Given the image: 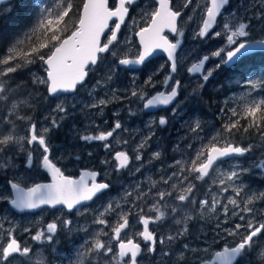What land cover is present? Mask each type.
Here are the masks:
<instances>
[{
    "label": "snow or ice",
    "instance_id": "obj_1",
    "mask_svg": "<svg viewBox=\"0 0 264 264\" xmlns=\"http://www.w3.org/2000/svg\"><path fill=\"white\" fill-rule=\"evenodd\" d=\"M149 2L150 10L141 13L144 24L140 26L130 16L134 8L141 6L139 0H113L112 6L109 5V0H82L79 4H75L74 0H51V3H45L39 8L32 25L12 37L5 46L0 54V103L10 104L11 107L0 109V175L7 176L6 169L13 171L11 178L6 180L7 188L0 184V203L7 202L19 213L40 209H56L64 213L43 224L31 235L33 241L41 246H52L53 251L59 241L58 233L67 235L75 230V223L68 216L95 211L92 224L99 227L94 229L91 239H85L80 248L75 250V258H69V264H85L86 261L88 264H93V261L98 264V258L101 257L106 261H115V264H140L145 252L167 256L168 264H252L253 254L256 253V259L260 264H264V243L260 239L264 236V213H260L257 219L254 207H251L254 201L264 200V190L253 189L246 180V177L255 175L258 180L264 182V151L260 152L259 158L251 159L261 145L253 144L250 139L251 136L258 135L264 140V74L254 79L252 73H249L243 80H237L238 85L245 89L240 97L242 107L239 111L236 105H226L220 109L224 122L215 135L207 139L203 137L201 122L194 120L190 132L193 134L192 139L200 141L199 146L193 149L192 143L188 142L182 150L185 154L191 150L194 156L177 159L168 165L173 171L161 170L159 187L157 182L153 181L151 186L145 185L146 190L141 192L138 184L135 196L131 191L125 190L122 199L125 201L126 210L120 203L113 206L111 201L102 208H91V204L98 202L102 195L110 190L112 184L110 181H98L100 173L94 170L84 171L78 179L73 178L70 173L66 175L67 169L81 160L79 155L74 154V148L59 156L57 162H53L51 158L52 151L46 134L58 129L68 115V107L61 97L86 87L90 75H96L100 66L107 68V79L111 81L118 75V69L134 73L147 67L146 62H150L157 50L167 53L169 71L162 80L154 81V76L163 70L161 67L148 74L138 88H113L110 99L101 98L87 107L102 110V107H106L112 100L136 98L137 101L143 102L140 105L142 110L171 106L169 110L176 116L178 111L183 110V101L198 96L214 73L221 70L234 71L245 59L254 56L258 51H264V0H256L260 9L254 12L251 9L255 4H238L237 8L241 9L243 20L235 25L223 23V33L219 30L212 32V38L223 36L225 43L218 49L202 55L198 62L187 68L188 73L199 74L200 81L197 88L187 92L186 86H182L178 78L185 61V56L181 55L179 59L177 57L181 41L176 37L184 36V31L178 24L182 12L173 0ZM191 2L192 0H183L182 6L187 8ZM230 3L231 0H210V6L206 7L205 16L195 36L201 40L207 37L217 24L218 17L222 18V10H226ZM236 11L235 8L226 10L224 15L234 18ZM126 20L136 27L133 33L137 38L134 57H121L116 51L121 44L122 26H129ZM253 21L259 23L254 24ZM165 30L173 35L175 42L164 35ZM254 32L258 35L254 36ZM124 43L131 45L132 42L125 39ZM109 57L112 58L111 61ZM210 59H216V63L205 69V64ZM32 65H39L42 70L39 75L32 73V85L44 86L47 93L44 99L51 97L58 101L52 111L63 114L59 121L54 117H45L49 120L50 127H43L42 131L38 130L37 122L32 116L19 115L20 104L28 105V102L14 101L13 92L10 91L11 83L16 80L14 74L30 70ZM136 80L137 76L132 75L133 85ZM157 83L166 91H157L149 96L145 88H155ZM101 84L98 80L97 86ZM127 110L130 115H136L130 107ZM115 115L118 116L119 113ZM17 122L25 123L23 135L17 132ZM168 124L169 119L166 116L150 119L146 125L149 133L138 142L133 150V157L126 151L115 153L117 165L114 170L119 172L126 169L133 159L137 162L143 161L141 149L150 146L148 141L155 135L156 127H165ZM121 128V122L117 119L111 130L100 132L98 135H82L79 139L84 142L108 141L116 130ZM245 139H248L247 144L243 142ZM36 147L40 150L38 158L33 156ZM104 147L110 148L111 145L105 144ZM176 148H179V144ZM20 152L24 154L26 169L39 167L46 170L51 175V183L36 182L26 174L16 172L18 165L13 163V157ZM88 155L91 156V153ZM153 156L160 158L161 152L151 154L149 163ZM229 158L234 161L231 170L219 172L218 182L213 181L218 191L213 193L209 188L204 197L198 199L194 181H201L210 173L217 172L221 164ZM237 158H249V162L241 163ZM58 163L63 166V170ZM142 167L143 163L139 164L135 171L139 172ZM145 197L147 199H144ZM141 200L154 215L141 214L144 212ZM162 207L165 210H162ZM188 208H194L196 214L185 212L182 220L175 219V223L182 224V227L174 234L157 235L158 230L155 227L150 229V225L160 223L166 216H175ZM109 217L116 218L114 225L109 224ZM130 217H134L133 224L138 223L142 228L135 233L141 242L129 235L133 227ZM230 217L236 222L230 223ZM205 218H212L215 223L211 235L200 231L199 235L195 236L196 240L203 243V247H192L191 241L185 239L178 249H172L170 252L158 248V245H165V241L171 245L191 235L189 223L194 222L199 229L200 220ZM23 231L32 233L30 227H25ZM0 232L7 234L6 242L0 241V264H13L14 261L23 264V259H30L32 255L39 257L37 264H45L42 253L34 254L30 246L17 239L15 226L5 228L4 223L0 222ZM102 236L107 237L108 242H105ZM112 241L116 242L115 250ZM221 241L223 244L220 249H216L215 246Z\"/></svg>",
    "mask_w": 264,
    "mask_h": 264
},
{
    "label": "rangeland",
    "instance_id": "obj_2",
    "mask_svg": "<svg viewBox=\"0 0 264 264\" xmlns=\"http://www.w3.org/2000/svg\"><path fill=\"white\" fill-rule=\"evenodd\" d=\"M208 1L209 0H198L199 12L190 11L196 13V17L191 23L189 35L187 36V38H189L191 42L194 40L197 41V37L195 36V32H194L195 25L198 24L197 18L200 16V26H201V21L206 13V7L209 6ZM45 3H51V0H39L38 8H40ZM222 22L223 23L231 22V17L224 15L222 18ZM203 42H204L203 40H200V42H198L199 45H194V46L190 45L186 48V52L185 54H183V56H185L186 62L192 59L193 55L197 53L198 49L203 48L207 50L209 48V44L208 43L204 44ZM121 46H125L124 43H122ZM116 51L118 56L121 57L123 56V54L118 49H116ZM108 59L109 61L112 60L111 57H109ZM188 67H189V63H187L185 69L187 70ZM33 72H35L38 75L42 74V70L40 69L39 65H32L30 66V70L26 69L23 73L14 74L16 76V80L15 82L11 83L10 91L13 92L12 99L14 101L26 100L28 102V105H31V107H28V105L20 104L18 113H24L25 115H27L26 113L28 112L32 113L35 110H36L35 113H37L42 106H45L44 108L42 107L41 110V121L37 123L38 130L42 131L43 127H50V122L45 117H54L59 121L60 116L63 114L55 113L52 111V109L55 108V105L58 101L50 99V97L47 100L44 99V97L47 96L44 86L32 85L31 78ZM108 75L109 73L107 68L100 66L97 74L92 76L91 84L82 88L80 93H77L76 95L70 97L67 96L61 97V99L65 100V106L68 107V115L63 119V121L61 122V126L58 129H53L50 133H47L46 135L49 137V146L51 148L53 158H59V156L64 155L66 151H71V149L74 148V154L79 155L81 157L80 161H84L85 162L83 163L84 165L92 166L93 164H95L94 166L98 169H101L100 171L104 173V177L105 176L113 177V180L118 185L121 184L123 194H125V190H127V191H131L133 193V196H135L137 191L136 186L138 184L140 185L139 191L141 192L146 190L145 185L151 186V183L153 181L157 182V187H159L161 170L166 171L168 165L173 164V162L177 159L191 158L194 156V153L191 150H189L186 154L182 152V150L185 148V146L183 145H186L188 142H191L193 145V149H196L199 146L200 141L192 139L193 134L190 132V127L192 126V124L188 128L184 127V128H179L177 130V131L185 132L183 135L175 137L176 145L179 144V148H175L176 146L169 147L165 144L161 146L160 143H158V139H160V137L158 136V134H157L158 136L157 138L154 135L152 139L148 141V144L150 146H147L145 149H141L143 153V161L137 162L133 159L126 169H122L119 172L115 171L114 169L117 165L116 161L114 160L115 153L117 151H126L130 157H133L134 148L137 146L138 142L149 133V128L146 126L149 119L146 118L143 121L145 123H140L136 121L133 124L131 121L132 118L124 119L122 117L124 116V112H128L127 109L129 107L133 108V110L135 111H139L142 115H145L144 110H142L140 107V105L143 102L137 100H133V101L121 100L120 103H111V104L109 103L106 107H102V110L97 108L87 107V105L97 102L99 100L98 99L99 97L100 99L101 98L110 99L112 97L113 84L115 88L137 87L138 84L137 80L139 79L138 77L135 85L129 82L122 86L121 84H119V79L118 82L115 81V78L126 80L125 78H122L119 72L118 75L114 76L111 81H108L107 79ZM128 76H130V74H128ZM20 77H24L26 79L29 78L30 81L28 82L26 80L25 82L23 80L24 81L23 83L21 82ZM98 80L102 82L100 86H97ZM20 85L26 87H19ZM93 89L95 90L93 91ZM74 97L76 98L73 99ZM44 101L46 102V104L44 103ZM71 105H75V106L71 107ZM8 107L10 108L11 105L8 104ZM117 112L119 113L118 116L115 115V113ZM117 119L120 120L122 128L116 130L110 141L84 142L79 139V136L82 135H98L100 132H107L111 130L114 125V122ZM182 123H183L182 121L175 122V124L178 127H182ZM24 129H25V123L22 122L21 125L17 127L18 134L22 135ZM60 131L61 133H58ZM59 134H64L63 138L65 139H63L61 142L58 143L55 142V138ZM215 134L216 132L213 131V129H211V131L208 132L203 131L201 133V135L206 139L209 138L211 135H215ZM250 139L255 140L254 135L251 136ZM170 140H172V138ZM246 140L248 139L244 140L245 143ZM124 141H127V143L125 144ZM105 144L111 145L110 150L107 152H104ZM156 151L161 152L160 158H155L153 156L151 158V163H149L151 154H153ZM36 152L37 155H39L38 148H36ZM88 153H91V156H89ZM259 156L260 154L258 153V148H257L255 150V156L252 157L251 159H257L259 158ZM237 159L241 163L247 164L249 162V158H237ZM102 161H107L108 163L104 164L102 163ZM141 163H143L144 167H142L139 172L135 171V168ZM233 163H234L233 159H228L221 164L220 169L217 170V172L210 173L208 177L204 178L201 181H194V183L196 184V190H195L196 197L198 199L204 197L205 193L209 188H211L213 193H216L218 189L213 184V181L218 182L219 172H227L231 170ZM80 165H81L80 162L74 163L73 166L68 168L67 170L72 171L76 167H80ZM39 169H41L44 172L42 168L34 167L33 169H31L32 175H35V173ZM173 170L174 169H172V171ZM254 172H258V170H254ZM34 177L37 178L39 176L35 175ZM1 180L2 179H0V184L2 183ZM246 180L253 189L264 190V183L260 184L261 181L258 180L255 175L246 177ZM124 196L125 195H123V197ZM144 199H147V197H145ZM106 200H107L106 203L108 201H111L113 203V206H115V204L118 203V201H116V203L114 202V198L112 195H109V197H107ZM262 201L263 200L254 201V205L251 206L254 207V211L256 212V215L259 214L258 213L259 204ZM4 203H0V222L4 223L5 228H11L15 226L17 239L20 240L22 244L30 246L34 254L42 253L45 264H69V258L72 259L75 258V250L77 248H80L81 244L85 239H91L92 235L94 234V229L99 227L92 224L95 211H85L82 214L77 213L75 215L68 216V218L74 221L75 230L71 234H67V235L58 233L59 241L58 243L55 244V251H53L52 246L49 245L41 246L39 243L33 241L31 235L34 234L36 230L39 227H41L43 224L51 222L53 219H55L57 215H64V213L58 212L57 210L55 211L49 210L46 212H42L41 214L32 218L29 216L14 218L12 215H10V212L8 211V207ZM140 203L144 207V212L141 213L142 215H148V216L154 215V213L149 210L148 205L143 203V200H141ZM103 205L104 204H101L100 202L98 203L97 206L92 205L91 208L94 210L98 207L102 208ZM162 210L165 209L162 207ZM185 212L192 215L196 214V210L194 208H188V209H183L175 216H171V215L166 216V218L163 221L154 225V227L158 230L157 235L174 234L176 230L182 227V224L175 223V219L182 220L183 214ZM115 219H116L115 217H109V224L114 225ZM234 222L236 221H234L230 217V223H234ZM214 223H215L214 219L205 218L203 220H200L199 229H197L196 224L194 222H190L189 228L191 230V235L182 238L180 241H177L171 245H169L168 242L165 241V245H159L158 248H163L165 252H170L172 249H178L180 244L183 243L185 239L191 241L192 247H195L197 245L203 247L204 246L203 243L196 240L195 236L199 235L200 231H206L209 233V235H211L212 227ZM174 226H177V228H175ZM25 227H30L32 229V233L30 234L24 232L23 229ZM133 227H135V229H131V230L132 231L136 230L135 231L136 233L139 231L137 227H140V225L138 223H134ZM101 238L104 239L105 242H108L107 237L102 236ZM6 239H7V234L0 232V241L6 242ZM231 239L232 238H229V240ZM66 242H68L67 246H64ZM221 244H223V241H221L220 244H217L215 248L220 249ZM38 259L39 257L37 255H32L30 259L24 258L23 264H37ZM108 263L109 261H106L103 257L98 258V264H108ZM13 264H21V262L14 261ZM85 264H88V261H86ZM93 264H97V262L93 261ZM140 264H168V257L167 256L161 257L160 255L148 253L146 257L140 262Z\"/></svg>",
    "mask_w": 264,
    "mask_h": 264
},
{
    "label": "flooded vegetation",
    "instance_id": "obj_3",
    "mask_svg": "<svg viewBox=\"0 0 264 264\" xmlns=\"http://www.w3.org/2000/svg\"><path fill=\"white\" fill-rule=\"evenodd\" d=\"M140 3V7L134 8V10H132L130 12V16L132 18H134L138 24L140 26H143L144 21L141 18V13L147 10H150L151 4L149 2V0H139ZM173 3L177 5L178 10H180L182 12V16L180 18V20L178 21V24L180 26V29L182 31H184L185 36H183V38L181 37H176V39H180L181 41V47L178 49V53H177V57L179 59V57L183 54H185L186 52V48L190 45L194 46V45H199L198 42H200V38L197 37V41H190L189 38H187V36L189 35L190 32V27H191V23L194 20V18L196 17V13L194 12H199V3L198 0H192V2L188 5L187 8H184L183 5V0H173ZM243 3L245 5L248 4H255V7H253L251 9V11H257L260 9V5L259 3H256V0H231V3L229 6H226V10H231V9H236V16L233 18L231 17V22H229L230 25H235L236 23H238L239 21L243 20V16L241 15V9L237 8V5ZM113 4V0H109V5L112 6ZM208 5L210 6V0L208 1ZM226 10H222V18L224 16V13ZM190 11H194V12H190ZM205 16V15H204ZM189 17H191V19H189ZM242 17V18H240ZM222 18L218 17L217 20V24L215 25V28L209 32V35L207 37H205L203 39V43L209 44V48L207 50L200 48L197 50V53H195L192 57V59L188 62H186V59L184 61V68H182L179 71V76L178 78L181 80V84L182 86H186V91L187 92H191L192 89L197 88L198 87V83L199 81V76H193L192 74L188 73L187 70L185 69L187 63H189V67H191L192 63H196L199 61V58L204 55V54H208L216 49H218L219 47L223 46L225 41H224V37H217V38H212V32L214 31H221L223 33L224 29L222 27ZM197 25H195V29L194 32L196 33L198 28L200 27V16L197 18ZM253 23H259L258 21H253ZM126 24H128L129 26L127 28L122 26L121 29V35H120V47L118 48V50L123 54V55H128L129 57H134L137 51V38L133 35V33L136 30L135 26L130 25L129 21L126 20ZM166 36H168L169 40H172L173 42H175V39L173 37L172 34L170 33H166ZM253 35H258V33H253ZM185 38V39H184ZM211 38V39H210ZM125 39H130L131 40V45L125 44L124 41ZM210 39V40H208ZM122 43H124L125 46H121ZM169 61L166 57L163 56H153L150 58V62H146L147 67L143 68L142 70L136 71L134 73H129L127 71H124L122 69H118L119 74L122 76V78H125L126 80H121L120 78H115V81L118 82L119 79V84H121L122 86L126 83L131 82V75H136L139 79L137 80V88L138 86H140L142 84V82L147 78V75L150 74L152 71H155L157 68H163L162 71H160L157 75L154 76V81H160L162 80L163 76L165 75V73H167L169 71ZM216 63V59H210L208 61V65L206 66L205 69L211 67L213 64ZM249 73H252L253 78L257 79L259 78V76L261 74H264V53H257L254 56L245 59L241 65H239L234 71L231 72H224L223 70H221L218 73H214V76L212 78H210V80L208 81V83L205 85V87L199 91V95L198 96H194L191 99L188 100H184L183 101V105L182 111H178V114L176 116H173L171 114V111L169 110L171 108V106H167V107H163L162 109H158L154 112H147L144 110V114L142 115L139 111H135L133 110V108H131V110L133 112L136 113V115H130L129 112H124V116H122L124 119H130L132 118V123L134 124V122H140V123H145L143 122L146 118H148L149 120L154 118V117H160V116H166L169 119V124L165 127H156V138L159 136L160 139H158V143H160V145H167V146H176V140L175 137L176 136H181L183 135L185 132L183 131H177L179 128H184V127H189L191 126V124H193L194 120H199L201 122V126L203 128L204 132H208L211 131V129H213V131L217 132L218 130L221 129L222 124L224 122V117L220 114V109L222 107H225L227 105V107H232L233 105H236L238 108V111L240 110V108L242 107V102L240 100V97L244 94V87L242 85H238L237 80H243L245 78V76H247ZM128 74H130V76H128ZM92 76L90 75L89 78V82L87 83V85L91 84L92 82ZM21 82L24 83L23 81V77H20ZM113 88H115L114 84H113ZM82 88H79L77 93H80ZM145 91L148 92L149 96L155 94L157 91H166L163 86L160 83L156 84L155 88H151V87H147L145 88ZM75 94V95H76ZM183 92H182V96H183ZM117 95L119 96L120 94L117 93ZM74 96V95H71ZM79 96V95H78ZM76 96V97H78ZM70 97V96H67ZM76 97H74L73 99H75ZM53 100H56L55 98H50ZM100 99V97L98 98ZM107 99V98H106ZM124 100H128V99H124ZM136 100V98H131V101ZM78 101V100H75ZM121 100H112L110 102L111 103H120ZM44 103L46 104V102L44 101ZM202 104V106H201ZM3 107H8V104H2L0 103V109H2ZM43 108L45 106H42ZM41 109L35 113V111H33L32 113H30L31 115L33 114V119L39 123L41 121ZM21 114V116H25L24 113H19ZM29 116V115H28ZM148 120V121H149ZM178 121H182V127H178L175 122ZM22 122H17V127H19L21 125ZM241 123H244V121H241ZM62 131V130H61ZM58 132V133H61ZM24 134V130L22 132V135ZM158 134V136H157ZM64 134H59L56 138H55V142H58L60 140H63ZM172 138V140H170ZM254 139H251V142L255 145H261V147L258 148V153L260 154L261 151H264V140H262L260 138V136L258 135H254ZM112 138H109L108 141H110ZM244 142V141H243ZM245 143V142H244ZM248 143V140H246V143ZM183 145V144H182ZM185 146V145H183ZM27 147V145L25 146ZM38 148V147H36ZM176 148V147H175ZM39 150V148H38ZM110 148H105L104 147V152L109 151ZM40 153V150H39ZM33 156L38 158L39 155H37L36 150L33 152ZM53 162H57L58 158H53ZM115 160V159H114ZM13 163H15L16 165H18V169H15L16 172H19L21 174H26L27 176H30L32 180H35L36 182H40V183H50L51 180L48 176V173L46 170H44V172L39 169L35 175H38L39 177L35 178V175H32V170H28L26 169L25 165H24V154L23 153H16L14 154L13 157ZM83 163H85L84 161H80V167H76L75 169H73L72 171L67 170L65 172V174H71L73 176V178L78 179L79 175L82 174L84 171H96L100 173V176L97 177V180H105V181H110L112 184V187L110 188V190H108V192L104 195H102L101 199L96 202L91 204V206H97L98 203L101 202V204H105L106 203V198L109 197V195H112L114 198V202L116 203V201H118V203L121 204L122 207L125 208L126 210V205H125V201L123 198V192H122V187L121 184H117L114 180L113 177L110 176H105L104 177V173L102 171H100L101 169L96 168L93 164L92 166L89 165H84ZM58 166L62 167L63 170V166L61 164L58 163ZM98 169V170H97ZM122 170V169H121ZM5 171H7L8 175H1L0 179H2V183L4 185L5 188H7V184H6V180L8 178H11V173H12V169H6ZM259 171V170H258ZM206 178V177H205ZM120 179V178H119ZM118 179V180H119ZM260 182V181H259ZM264 182H260V184H262ZM30 186V185H29ZM130 199V198H129ZM7 207H8V211L10 212V215H12L14 218H21V217H35L39 214H41L42 212H46V211H55L56 209H40V210H36L35 212H26V213H19L16 210L12 209L7 202L4 203ZM258 215H257V219H259L260 213H264V200L259 204V209H258ZM130 224H132V222L134 221V217H130ZM95 227V226H94ZM153 225H150V229L153 228ZM175 228H177V226H174ZM132 229H135V227H132ZM137 229L140 231L142 230L141 226L137 227ZM135 231L129 232V235L135 239L137 242H141L140 238L138 236L135 235ZM122 238L124 237V234L122 233ZM261 242L264 243V236H262L261 238ZM68 242L65 243V245H67ZM77 243V242H75ZM112 246L115 250L116 247V242L112 241ZM142 248H144V243L141 244ZM159 247V245H158ZM259 251V248H257V252ZM148 253L145 252L144 254V258L146 257ZM143 258V259H144ZM139 259V258H138ZM141 262V261H140ZM108 264H115V261H109ZM180 264H183V262H180ZM252 264H260V261L258 259H256V253L253 254L252 257Z\"/></svg>",
    "mask_w": 264,
    "mask_h": 264
},
{
    "label": "trees",
    "instance_id": "obj_4",
    "mask_svg": "<svg viewBox=\"0 0 264 264\" xmlns=\"http://www.w3.org/2000/svg\"><path fill=\"white\" fill-rule=\"evenodd\" d=\"M38 1L39 0H16L0 12V54L3 53L5 46L12 37L25 31L32 25L39 11ZM81 2L82 0H74L75 4ZM23 80L25 82L26 80L28 82L30 81L29 78L26 79L24 77ZM26 114L25 116L29 115L33 117V114L31 115L30 112ZM61 141L62 140L59 142Z\"/></svg>",
    "mask_w": 264,
    "mask_h": 264
},
{
    "label": "water",
    "instance_id": "obj_5",
    "mask_svg": "<svg viewBox=\"0 0 264 264\" xmlns=\"http://www.w3.org/2000/svg\"><path fill=\"white\" fill-rule=\"evenodd\" d=\"M15 0H0V11H1V9H3V8H5L6 6H8L9 4H11V3H13ZM214 28H215V26H214ZM213 28V29H214ZM212 29V30H213ZM211 30V31H212ZM166 33H169L168 32V30H165V32H164V35L166 34ZM182 44V43H181ZM179 49V48H178ZM177 49V53H178V50ZM261 52H263L264 53V51H258L257 53H261ZM153 56H163V57H166L167 58V53H165V52H163L162 50H157V52L156 53H154L153 54ZM208 62H206V64H205V68H206V66L208 65L207 64ZM193 76H199V74H192ZM73 94H75V93H73ZM73 94H66V96L67 95H73ZM51 98V97H50ZM164 106H161V107H159V108H153V109H150V110H147V112H154V111H156V110H158V109H162ZM229 159H231V158H229ZM228 160V159H227ZM117 163V162H116ZM48 176H49V178H50V180H51V175L48 173ZM51 183V182H50Z\"/></svg>",
    "mask_w": 264,
    "mask_h": 264
},
{
    "label": "bare ground",
    "instance_id": "obj_6",
    "mask_svg": "<svg viewBox=\"0 0 264 264\" xmlns=\"http://www.w3.org/2000/svg\"><path fill=\"white\" fill-rule=\"evenodd\" d=\"M166 171L170 172V171H172V169L171 168H166Z\"/></svg>",
    "mask_w": 264,
    "mask_h": 264
}]
</instances>
